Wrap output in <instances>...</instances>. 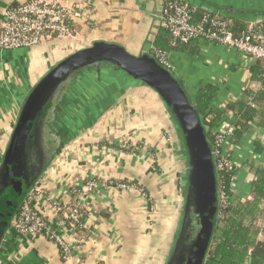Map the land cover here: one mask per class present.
Listing matches in <instances>:
<instances>
[{"label":"crops","instance_id":"obj_1","mask_svg":"<svg viewBox=\"0 0 264 264\" xmlns=\"http://www.w3.org/2000/svg\"><path fill=\"white\" fill-rule=\"evenodd\" d=\"M22 1L0 0V24L5 11ZM183 1L219 14L246 10L244 18L254 17L250 11L264 7V0ZM74 3L83 9V16L75 20L73 38L32 49L0 50V161L26 96L49 69L97 41L120 44L135 55L152 52L164 27V0ZM170 61L187 92L207 83L219 89L213 105L217 111L240 101L247 88H256L251 86L248 68L254 61L221 45L199 40L189 51L172 52ZM116 95L101 94L92 111L87 109L92 104L84 107L81 119L93 113L96 122L79 131L43 177L44 188L59 201H80L84 206L83 230L79 234L67 230L63 235L70 258L63 259L52 241L9 233L0 248V264H165L184 206L181 141L154 90L136 86ZM235 120L230 115L227 123L233 125ZM256 143H261L262 155L256 152ZM230 149L239 170L236 197L244 198L253 181L248 165H264V129L252 126ZM89 181L97 187L84 195ZM110 184L131 188L122 190Z\"/></svg>","mask_w":264,"mask_h":264},{"label":"water","instance_id":"obj_2","mask_svg":"<svg viewBox=\"0 0 264 264\" xmlns=\"http://www.w3.org/2000/svg\"><path fill=\"white\" fill-rule=\"evenodd\" d=\"M136 86L148 87L160 97L184 154L183 212L165 264H206L218 226L221 195L214 145L203 117L180 79L151 51L135 55L120 44L105 41L60 61L26 96L0 161V248L26 200L83 129L79 124L96 122L93 113L81 119L84 107L90 103L87 109L92 111L101 94L121 95Z\"/></svg>","mask_w":264,"mask_h":264},{"label":"built area","instance_id":"obj_3","mask_svg":"<svg viewBox=\"0 0 264 264\" xmlns=\"http://www.w3.org/2000/svg\"><path fill=\"white\" fill-rule=\"evenodd\" d=\"M81 16L83 9H78L74 0H23L10 6L4 13L0 24V50L32 49L55 40L71 39L75 34V20ZM162 22L171 31L175 43L188 44L194 39H203L240 52L248 62L264 61L262 20L251 22L245 31L240 32L233 31L229 21L208 16H204L197 24L194 22L193 9L188 4L179 0H164ZM154 55L161 64L171 68L166 55L158 52ZM234 131V125L227 122L213 131L219 174L235 167L232 153L228 150ZM110 185L122 190L131 188L127 184ZM96 187L95 181H89L82 194ZM220 195L222 203L224 193L221 189ZM83 209L80 201L75 204L59 201L44 188L42 179L14 218L8 234L16 233L26 239L44 237L58 244L63 259H68L71 249L63 235L67 230H75V224L83 216Z\"/></svg>","mask_w":264,"mask_h":264},{"label":"trees","instance_id":"obj_4","mask_svg":"<svg viewBox=\"0 0 264 264\" xmlns=\"http://www.w3.org/2000/svg\"><path fill=\"white\" fill-rule=\"evenodd\" d=\"M179 1L186 3L183 0ZM189 6L193 9L194 22L197 24H200L204 16H208L229 21L232 30L240 32L245 31L248 25L256 20L255 18H260L264 22V7L251 10L254 17L246 15L244 18L243 12L247 13L246 10L241 11L242 14H234L231 11L230 15H227ZM197 15L200 18H197ZM199 40L203 39H194L188 44L175 43L171 31L163 27L159 31L152 52L166 55L174 72L170 61L171 53L189 51L191 44H197ZM248 68L251 86L255 84L256 88H247L240 101L229 103L222 110L213 109L214 102L219 97V89L212 83L201 84L197 91L188 92L193 105L203 117L212 143H215V130L227 122L230 115L236 119L233 124L235 131L229 141L231 146L238 145L252 126L264 129V61L256 60ZM255 147L256 152L262 155L261 143H256ZM231 152L230 149L229 153ZM248 169L253 176V181L247 188L244 198L236 197L234 189L239 171L237 167L221 171L219 174L224 200L221 203L218 226L206 264H264V165L254 163L248 165ZM72 208L69 210L71 211ZM83 216L79 223L75 224L77 234L83 230Z\"/></svg>","mask_w":264,"mask_h":264},{"label":"flooded vegetation","instance_id":"obj_5","mask_svg":"<svg viewBox=\"0 0 264 264\" xmlns=\"http://www.w3.org/2000/svg\"><path fill=\"white\" fill-rule=\"evenodd\" d=\"M84 126H85V123H82V122H81V123L79 124V128H84Z\"/></svg>","mask_w":264,"mask_h":264},{"label":"rangeland","instance_id":"obj_6","mask_svg":"<svg viewBox=\"0 0 264 264\" xmlns=\"http://www.w3.org/2000/svg\"><path fill=\"white\" fill-rule=\"evenodd\" d=\"M34 48H36V47H34ZM38 238H40V239H44V240H47L46 238H44V237H38ZM38 238H36V239H38ZM47 241H49V240H47ZM55 243V242H54ZM58 245V244H57ZM59 247V246H58ZM60 249V248H59ZM66 260V259H65Z\"/></svg>","mask_w":264,"mask_h":264}]
</instances>
